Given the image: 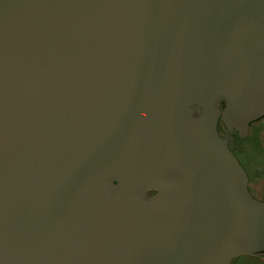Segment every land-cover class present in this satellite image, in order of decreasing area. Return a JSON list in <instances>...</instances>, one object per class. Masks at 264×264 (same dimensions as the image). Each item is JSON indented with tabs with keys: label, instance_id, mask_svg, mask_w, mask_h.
Returning <instances> with one entry per match:
<instances>
[{
	"label": "water",
	"instance_id": "water-1",
	"mask_svg": "<svg viewBox=\"0 0 264 264\" xmlns=\"http://www.w3.org/2000/svg\"><path fill=\"white\" fill-rule=\"evenodd\" d=\"M263 116L264 0H0V264L263 252Z\"/></svg>",
	"mask_w": 264,
	"mask_h": 264
},
{
	"label": "rangeland",
	"instance_id": "rangeland-1",
	"mask_svg": "<svg viewBox=\"0 0 264 264\" xmlns=\"http://www.w3.org/2000/svg\"><path fill=\"white\" fill-rule=\"evenodd\" d=\"M220 129L222 132L225 131L223 125L220 126ZM230 134L234 140L240 139V145L234 146L232 144L231 148L245 166L247 172L251 174L250 186L253 194L256 197L264 198V167L260 165V162L258 163V160L262 156L261 150H259L260 147H258V141L264 147V120L252 123L246 135H240L238 131L233 132V130L230 131ZM255 164H257V171L254 170ZM251 258L256 261H264V254L255 255ZM243 259H245V256L234 259V262L237 264Z\"/></svg>",
	"mask_w": 264,
	"mask_h": 264
},
{
	"label": "flooded vegetation",
	"instance_id": "flooded-vegetation-1",
	"mask_svg": "<svg viewBox=\"0 0 264 264\" xmlns=\"http://www.w3.org/2000/svg\"><path fill=\"white\" fill-rule=\"evenodd\" d=\"M262 120H264V116L263 117H261L260 119H258L257 121H254L253 123H256V122H259V121H262ZM221 125H223L222 124V122L220 121L219 122V129H220V126ZM251 125H252V123H251ZM250 125V126H251ZM224 126V125H223ZM225 128V127H224ZM226 131V130H225ZM224 131V132H225ZM234 131H236L235 129L233 130V132ZM220 132H221V134H224V132H222L221 131V129H220ZM234 141L235 140H233L231 143H230V147H231V145L233 144L234 145ZM258 147H260L259 148V150H261V154H262V156H261V158L258 160V163L260 162V165H262L263 167H264V147H263V145H262V143L260 142V141H258ZM232 149V148H231ZM236 155V154H235ZM237 156V155H236ZM238 158V157H237ZM239 159V158H238ZM241 162V161H240ZM257 163V164H258ZM241 164H242V162H241ZM257 164H255V166H254V170H256L257 171V169H256V166H257ZM243 165V164H242ZM243 167L245 168V166L243 165ZM245 170H246V168H245ZM247 171V170H246ZM248 173V172H247ZM248 175H249V190L251 191V193L253 194V192H252V190H251V186H250V182H251V174H249L248 173ZM254 195V194H253ZM255 196V195H254ZM256 197V196H255ZM257 198H259V199H261V200H264V198H260V197H257ZM262 254H264V251L263 252H259V253H255V254H247V255H242V256H239V257H243V256H245V259H243L242 261H240V262H238L237 264H264V261H256V260H254V259H252L251 257L252 256H255V255H262ZM238 258V257H237ZM236 259V258H235ZM231 264H236L235 262H234V260L231 262Z\"/></svg>",
	"mask_w": 264,
	"mask_h": 264
},
{
	"label": "trees",
	"instance_id": "trees-1",
	"mask_svg": "<svg viewBox=\"0 0 264 264\" xmlns=\"http://www.w3.org/2000/svg\"><path fill=\"white\" fill-rule=\"evenodd\" d=\"M223 105H224V104H223ZM235 140H236V139H235ZM240 143H241V142H240V139H237L236 141H234V146H236V145H238V144L240 145Z\"/></svg>",
	"mask_w": 264,
	"mask_h": 264
}]
</instances>
